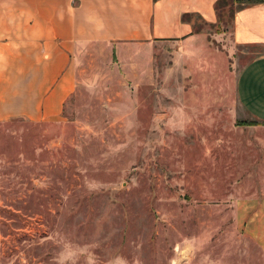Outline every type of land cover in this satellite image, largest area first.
Returning a JSON list of instances; mask_svg holds the SVG:
<instances>
[{"label": "rangeland", "instance_id": "374dc122", "mask_svg": "<svg viewBox=\"0 0 264 264\" xmlns=\"http://www.w3.org/2000/svg\"><path fill=\"white\" fill-rule=\"evenodd\" d=\"M209 40L210 60L156 41L139 81L111 46L86 47L59 120L0 121V264H264L245 229L264 197V124Z\"/></svg>", "mask_w": 264, "mask_h": 264}, {"label": "crops", "instance_id": "0c3cea01", "mask_svg": "<svg viewBox=\"0 0 264 264\" xmlns=\"http://www.w3.org/2000/svg\"><path fill=\"white\" fill-rule=\"evenodd\" d=\"M216 2L0 0V121L59 120L76 87L78 53L86 47L111 46L119 63L132 62L139 81L148 74L156 41L175 42L182 58L202 54L210 60L211 38L232 58L237 104L264 124V0H235L227 28L219 26ZM240 48L258 51L243 61ZM254 207L245 229L264 261V197ZM250 209L237 206V212Z\"/></svg>", "mask_w": 264, "mask_h": 264}, {"label": "trees", "instance_id": "16d2710c", "mask_svg": "<svg viewBox=\"0 0 264 264\" xmlns=\"http://www.w3.org/2000/svg\"><path fill=\"white\" fill-rule=\"evenodd\" d=\"M229 6V11H230V15L232 17L233 15V11L235 9V0H217L216 4H215V10H216V13H217V18H218V21L220 19V13H219V10L222 8V7H225V6Z\"/></svg>", "mask_w": 264, "mask_h": 264}]
</instances>
